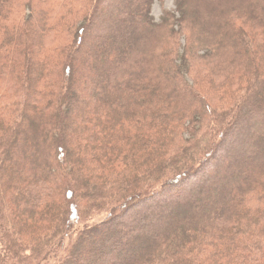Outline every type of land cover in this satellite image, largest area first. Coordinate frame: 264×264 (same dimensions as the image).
Masks as SVG:
<instances>
[{"label": "trees", "instance_id": "16d2710c", "mask_svg": "<svg viewBox=\"0 0 264 264\" xmlns=\"http://www.w3.org/2000/svg\"><path fill=\"white\" fill-rule=\"evenodd\" d=\"M156 1L0 0V264H264V0Z\"/></svg>", "mask_w": 264, "mask_h": 264}, {"label": "rangeland", "instance_id": "374dc122", "mask_svg": "<svg viewBox=\"0 0 264 264\" xmlns=\"http://www.w3.org/2000/svg\"><path fill=\"white\" fill-rule=\"evenodd\" d=\"M174 10H175V5H174V1L173 0H166L163 3L156 1L154 3L153 7H152V16L154 17V19L157 22H159L160 19L163 17V15L166 12H170V11H174ZM22 15H23V13H22ZM82 104L83 103H81V101H80L78 106H81ZM105 216L106 215H101V216L95 218L94 221H92L90 223H98L101 220H103Z\"/></svg>", "mask_w": 264, "mask_h": 264}]
</instances>
